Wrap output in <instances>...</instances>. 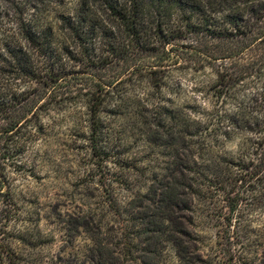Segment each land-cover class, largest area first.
Returning <instances> with one entry per match:
<instances>
[{
  "label": "trees",
  "instance_id": "trees-1",
  "mask_svg": "<svg viewBox=\"0 0 264 264\" xmlns=\"http://www.w3.org/2000/svg\"><path fill=\"white\" fill-rule=\"evenodd\" d=\"M37 1L41 9L20 18L15 31L0 33L3 211L13 206L16 216L12 175L37 178L27 159L33 144L52 123L80 119L89 127L93 155H105L107 165L129 177L141 168L120 145L137 134L151 145L164 142L170 156L182 161L169 163L168 176L180 173L178 188L191 193L198 192L199 180L203 185L197 187L219 193L231 225L243 195L264 189V0ZM184 66L211 69L214 78L205 87L216 99L211 117L197 106L177 105L180 85H173L174 92L168 79ZM236 138L242 141L235 156L225 148ZM168 176L157 174L146 186L153 208L136 216L131 243L141 246L145 228H152L158 245L167 242L190 264L192 258L180 253L189 248L173 234L178 190ZM165 200L169 213L160 207ZM109 204L118 216V201L109 198ZM25 235L13 238L23 241ZM98 237L91 238L88 264L120 259L121 250L116 255ZM1 251L11 264H22L13 242Z\"/></svg>",
  "mask_w": 264,
  "mask_h": 264
},
{
  "label": "rangeland",
  "instance_id": "rangeland-1",
  "mask_svg": "<svg viewBox=\"0 0 264 264\" xmlns=\"http://www.w3.org/2000/svg\"><path fill=\"white\" fill-rule=\"evenodd\" d=\"M37 2L0 0V33L15 31L20 18H26L34 8L41 9ZM213 78L211 69L195 72L184 66L170 74L169 89L180 85L176 91L177 105L197 106L211 117L216 111V99L205 87ZM89 136L84 121L59 120L33 144L27 159L34 166L37 178L12 175L17 193L15 217L13 206L4 211L0 206V264H11L1 251L10 242L22 264H88L93 255L91 238L98 235L116 255L121 250L120 259L112 264H185L167 242L156 243L152 228H145L139 241L141 246L137 240L131 243L137 234L132 227L136 216L145 212L147 206L153 208L150 201L153 195L144 191L146 186L157 174L168 176L166 168L171 161L178 164L182 161L170 156L164 142L151 145L137 134L126 140L127 145L119 147L125 158H134L141 168L129 177L124 169L107 165L105 155H93ZM241 139L227 144L225 149L229 154H238ZM180 158L186 160V155ZM169 176L178 190L179 202L171 213L173 234L178 235L184 248H189L182 249L181 256L192 258L191 262L196 264H264V189L243 195L238 218L229 225L227 220L231 215L219 193L197 187L203 185L200 180L195 184L198 192L191 193L178 188L182 181L180 173ZM159 194L157 199H162ZM109 198L121 206L118 216L110 207ZM166 200L160 202V207L169 213ZM184 230L188 231L187 235ZM20 231H26L25 239L14 240L13 234ZM115 231L123 233V238H113Z\"/></svg>",
  "mask_w": 264,
  "mask_h": 264
}]
</instances>
